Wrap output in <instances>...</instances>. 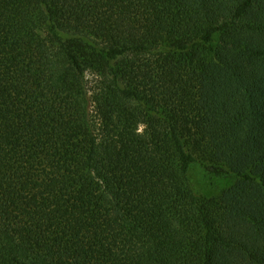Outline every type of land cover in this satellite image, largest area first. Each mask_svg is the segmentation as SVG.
<instances>
[{
	"label": "trees",
	"instance_id": "trees-1",
	"mask_svg": "<svg viewBox=\"0 0 264 264\" xmlns=\"http://www.w3.org/2000/svg\"><path fill=\"white\" fill-rule=\"evenodd\" d=\"M0 264H264V0H0Z\"/></svg>",
	"mask_w": 264,
	"mask_h": 264
},
{
	"label": "rangeland",
	"instance_id": "rangeland-1",
	"mask_svg": "<svg viewBox=\"0 0 264 264\" xmlns=\"http://www.w3.org/2000/svg\"><path fill=\"white\" fill-rule=\"evenodd\" d=\"M191 180L196 191L207 197L219 196L223 190L231 187L236 181L232 177L212 175L198 165L191 170Z\"/></svg>",
	"mask_w": 264,
	"mask_h": 264
}]
</instances>
